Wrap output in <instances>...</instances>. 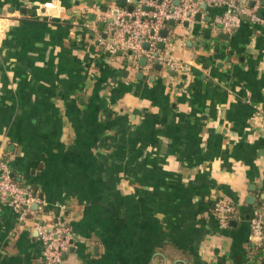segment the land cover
Here are the masks:
<instances>
[{
  "label": "crops",
  "instance_id": "crops-1",
  "mask_svg": "<svg viewBox=\"0 0 264 264\" xmlns=\"http://www.w3.org/2000/svg\"><path fill=\"white\" fill-rule=\"evenodd\" d=\"M137 1L0 0V161L39 199L24 220L0 202V264H43L34 223L59 213L60 264H264V0L229 33L202 8L151 58L107 51Z\"/></svg>",
  "mask_w": 264,
  "mask_h": 264
},
{
  "label": "built area",
  "instance_id": "built-area-1",
  "mask_svg": "<svg viewBox=\"0 0 264 264\" xmlns=\"http://www.w3.org/2000/svg\"><path fill=\"white\" fill-rule=\"evenodd\" d=\"M202 4L205 9L218 10L211 24L222 32L233 31L243 15L259 20L257 11L260 0H138L131 10L121 8L112 15L111 37L102 42L103 47L111 53L130 49L134 56L144 54L151 58L157 42L161 40L160 30L163 24L167 20H193L202 10ZM167 65L176 68L171 61ZM0 202L14 208L19 220H24L27 214H34L31 206L39 202L30 189L13 180L8 165L3 161H0ZM60 209L63 210L64 207L61 206ZM234 210V205L226 199L215 203V214L221 227L228 225ZM61 214H53L43 223H34L41 244L43 264H60L73 244V233ZM249 225L248 240L256 247L264 238V202L259 211L253 212Z\"/></svg>",
  "mask_w": 264,
  "mask_h": 264
},
{
  "label": "water",
  "instance_id": "water-1",
  "mask_svg": "<svg viewBox=\"0 0 264 264\" xmlns=\"http://www.w3.org/2000/svg\"><path fill=\"white\" fill-rule=\"evenodd\" d=\"M124 1H125V0H116V2H117L118 5H123ZM263 4H264V2H263ZM201 7H202V8H205V5L202 4ZM131 9H132V7L129 6V7H128V10H131ZM103 10H104V9H103ZM116 12H117V10H115V12H114L113 14H115ZM260 13H263V14H264V9H261V10L259 11V14H260ZM195 17L199 20V17H200V16H199V14H197ZM95 18H96V16H95L93 13H91L90 16H89V19L93 21V20H95ZM111 20H112V19H109V21H111ZM167 22H168L170 25L174 24V21H173V20H168ZM98 24H99V28L102 29L103 26H104V22H99ZM206 31H207V32H210V29H206ZM167 33H168V32H167L166 29H162L161 32H160V36H161V37H166V36H167ZM219 36L225 38L227 35H226V34H220ZM157 45H158L159 47H163L164 43H163L162 41H158V42H157ZM145 46L147 47V44H145ZM205 47L207 48V45H206ZM36 206H37V204H34V205H33V207H36Z\"/></svg>",
  "mask_w": 264,
  "mask_h": 264
}]
</instances>
